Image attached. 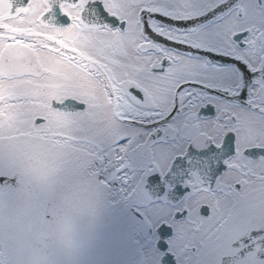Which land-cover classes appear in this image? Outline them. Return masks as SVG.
Returning a JSON list of instances; mask_svg holds the SVG:
<instances>
[{"label": "snow or ice", "instance_id": "obj_1", "mask_svg": "<svg viewBox=\"0 0 264 264\" xmlns=\"http://www.w3.org/2000/svg\"><path fill=\"white\" fill-rule=\"evenodd\" d=\"M29 8L42 26L33 34L73 37L74 47L86 49L70 57L74 72L96 79L121 119L146 134L95 143L97 179L127 195L136 190L137 168L153 161L144 169L145 188L160 185L154 199L173 210L155 229L151 264H182V257L191 264L217 217L232 216L253 193L264 196V28L231 27L253 12L264 22V0H254L251 10L241 0H17L13 14ZM14 39L0 28V43ZM229 68L238 74L233 85L207 75ZM168 95L171 103L162 110L157 102ZM56 107L69 114L89 111L88 101L76 96ZM15 131L11 124L0 127V187L19 184L16 145L4 142ZM203 193L207 202L200 201ZM133 214L146 216L140 208ZM230 249L228 264H264V226L233 240ZM25 257L22 241L0 240V264H64L56 248Z\"/></svg>", "mask_w": 264, "mask_h": 264}, {"label": "flooded vegetation", "instance_id": "obj_2", "mask_svg": "<svg viewBox=\"0 0 264 264\" xmlns=\"http://www.w3.org/2000/svg\"><path fill=\"white\" fill-rule=\"evenodd\" d=\"M14 2L17 0H0V28L4 35L17 38L11 44L0 43V127L6 129L11 124L17 129L7 134L4 142L16 145L19 161L14 172L19 184L0 187V240L8 237L3 231L6 218L17 225L15 239L22 241L25 259L56 248L63 253L64 264H151L157 256L155 229L171 219L173 210L171 204L154 199L160 185L145 188L144 169L153 161L137 168L133 174L136 190L125 195L117 187L99 182L92 150L95 143L107 146L122 136L136 139L146 134L121 119L116 101L108 98L96 79L74 72L70 57L79 58L86 49L74 47L73 37L55 39L54 31L34 35L42 27L35 10L21 9L13 14ZM241 4L251 10L254 0H241ZM241 26L264 28V22L253 12L231 27ZM126 54L131 57L134 52L128 49ZM120 58L110 59L117 64ZM137 72L142 74L143 69ZM207 75L228 85L238 82V74L231 68ZM73 96L88 101L87 113L69 114L56 107ZM170 103L168 95L160 98L157 106L166 110L165 104ZM37 117H43L44 122L36 124ZM159 163L166 168L165 161ZM199 198L207 202L210 197L203 193ZM170 199H175V194ZM105 207L110 209L108 213ZM135 208L146 216L137 220ZM24 212V220L19 222ZM26 222L28 230L23 231L21 225ZM113 223L119 227L130 224L126 240L116 238L126 229H117ZM213 223L215 228L191 264H218L222 256L228 264L225 254L231 251L232 241L264 226V196L253 193L236 213L222 220L217 217Z\"/></svg>", "mask_w": 264, "mask_h": 264}, {"label": "rangeland", "instance_id": "obj_3", "mask_svg": "<svg viewBox=\"0 0 264 264\" xmlns=\"http://www.w3.org/2000/svg\"><path fill=\"white\" fill-rule=\"evenodd\" d=\"M43 210V209H42ZM103 210L106 212V213H108L109 211H110V209L109 208H103ZM24 215H26V212H24V213H22V214H20V219H19V222H21V221H23L24 219H23V216ZM111 219V218H110ZM110 219H108L107 220V223H109L110 224ZM12 220L11 219H9V220H7L6 218H4L3 219V223L5 222V224H4V228H3V231H4V236H8V237H6V239L5 240H7V239H10V237H13L14 236V238H15V236H16V231H17V228L15 227V226H17L16 224H15V222L13 221V222H11ZM115 223H113L112 225L114 226V227H116L117 229H119V228H125L126 229V232L125 231H120L119 233H117V230H116V233H117V236H116V238H121L123 241L124 240H126L127 238H128V235H129V231H130V229H131V227H130V224H124V225H122V226H118V224H115ZM21 227H22V229H23V231H27L28 230V222H26V223H24L23 225H21ZM123 230V229H122Z\"/></svg>", "mask_w": 264, "mask_h": 264}, {"label": "clouds", "instance_id": "obj_4", "mask_svg": "<svg viewBox=\"0 0 264 264\" xmlns=\"http://www.w3.org/2000/svg\"><path fill=\"white\" fill-rule=\"evenodd\" d=\"M69 242L71 243V238H69Z\"/></svg>", "mask_w": 264, "mask_h": 264}]
</instances>
